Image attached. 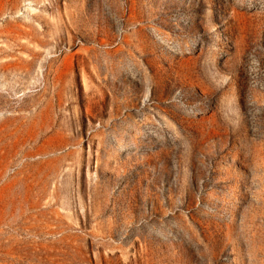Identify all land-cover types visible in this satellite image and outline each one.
Here are the masks:
<instances>
[{"label":"rangeland","instance_id":"obj_1","mask_svg":"<svg viewBox=\"0 0 264 264\" xmlns=\"http://www.w3.org/2000/svg\"><path fill=\"white\" fill-rule=\"evenodd\" d=\"M0 264H264V0H0Z\"/></svg>","mask_w":264,"mask_h":264}]
</instances>
